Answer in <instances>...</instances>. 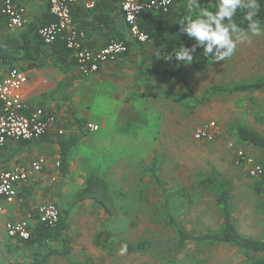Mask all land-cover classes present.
Returning a JSON list of instances; mask_svg holds the SVG:
<instances>
[{
  "label": "rangeland",
  "instance_id": "obj_1",
  "mask_svg": "<svg viewBox=\"0 0 264 264\" xmlns=\"http://www.w3.org/2000/svg\"><path fill=\"white\" fill-rule=\"evenodd\" d=\"M187 64L188 79L195 90L190 92L188 80L185 91L194 98L184 95L182 108L186 112L179 117L177 139L165 138L167 131L163 129L161 138H155L160 150L147 147L143 161L134 164L133 177L128 181L114 178V183L110 180L111 213L92 200L69 207L79 187L71 186V193L62 195L54 178L48 201L69 210L70 253L68 257H53L49 264H246L234 243L191 240L181 248L177 245L178 231L171 217L194 236L222 228L218 195L223 190L230 192L236 227L243 234L264 239V200L255 190L261 178L250 176L248 165L238 154L243 151L262 164L264 149L242 142L236 132L244 125L264 136V88L218 93L205 103L198 100L213 85L232 87L264 81V35L251 37L250 43L237 46L232 57L210 61L203 70ZM209 120L218 124L219 132L212 140L195 139L196 128ZM181 190L185 196H180ZM14 241L0 235L1 262L27 264L31 252L7 253L6 244ZM142 241L148 245L137 247ZM56 247L61 249L62 245Z\"/></svg>",
  "mask_w": 264,
  "mask_h": 264
},
{
  "label": "crops",
  "instance_id": "obj_2",
  "mask_svg": "<svg viewBox=\"0 0 264 264\" xmlns=\"http://www.w3.org/2000/svg\"><path fill=\"white\" fill-rule=\"evenodd\" d=\"M16 1L26 6L28 25L40 19L49 6L47 0ZM86 1L72 10L74 24L86 32V45L99 48L122 39L128 43V51L115 61L101 64L90 75L83 74L73 56L68 68L57 67L48 59L42 66L25 70L29 78L23 96L29 108L41 107L54 114L57 127L65 132L58 135L53 130L36 141L10 140L0 150V172L38 158L46 161L42 172L18 186L13 202L0 198L5 219L25 217L32 207L49 202L54 178L62 195L71 193V186L81 188L89 175H104L110 184L114 178L128 181L134 175V164L145 158L147 147L160 148L155 138H161L163 129L167 131L165 138L177 139V123L186 112L182 108L184 95L193 98L195 86L188 79V64L167 59L169 53L156 38L144 44L134 41L121 11L122 0H94L93 7H87ZM27 26L11 30L4 20L0 21V43ZM9 70V66L0 64L1 77ZM187 87L193 92L188 96ZM89 124L98 129L90 130ZM70 136L78 141L68 168L62 172L58 140ZM116 162L123 165L118 167ZM237 230L246 237L264 240Z\"/></svg>",
  "mask_w": 264,
  "mask_h": 264
},
{
  "label": "trees",
  "instance_id": "obj_3",
  "mask_svg": "<svg viewBox=\"0 0 264 264\" xmlns=\"http://www.w3.org/2000/svg\"><path fill=\"white\" fill-rule=\"evenodd\" d=\"M260 8L258 10V18L264 21V0H259ZM187 0H174L172 7L166 13L164 12H145L141 17V27L149 33L150 38H156L163 46V50L169 54L178 51L181 46L191 47L195 41L194 38H189L187 35L181 33L180 24L184 21L190 13L186 8ZM202 8L215 10L217 0H200ZM196 12L191 13L195 16ZM245 10L238 9L236 15L233 17L234 21L241 27L247 26V21L244 19ZM54 20V16L50 12V8L42 14L41 18L27 26V28L20 34L8 37L0 43V64L7 65L11 68H20L23 70L39 67L46 63L48 59L52 60V64L60 68H68L69 61L72 59V50L67 48L66 43L62 39H58L52 44H45L41 39L38 31L42 25ZM128 44V43H127ZM46 52L48 54L46 55ZM194 59L189 63L197 70H203L207 64L212 61L209 57L204 55L203 49L197 47L193 53ZM174 62H178L174 56ZM264 81H257L254 83H241L232 87H223L213 85L207 88L199 103L209 101L214 95L218 93H233L245 92L251 89H263ZM194 98V95H193ZM238 138L248 144L264 149V136H261L244 125H239L236 129ZM78 139L75 136L63 137L58 140L60 147V170L63 172L68 168L69 162L73 155V150L76 147ZM25 142V141H24ZM264 168V162L262 163ZM151 168V167H150ZM155 177L154 168L150 170ZM111 190V184L104 175L97 178L89 175L84 180V185L79 188L71 201L69 207H73L79 203L87 200H92L100 206H103L108 213H111V208L108 203V196ZM256 192L264 200V175L255 185ZM184 190H181L180 196ZM230 192L223 190L218 195V203L221 206L223 225L217 232L207 233L202 236H194L186 229L181 227L174 217L170 221L176 226L178 231V247L181 248L191 240H206L213 242H227L234 243L242 250L244 254L243 260L246 264H264V240H258L246 237L240 234L233 222L232 211L230 207ZM165 204V208H168ZM61 209V208H60ZM69 210H61V216L57 226L50 227L45 224L37 222L33 225L32 234L28 239H17L14 242L6 244L8 254H21L31 252V257L27 260V264H49L53 257H68L70 253L69 248ZM56 244H61L62 248L56 247ZM148 243L142 241L137 244L139 248H145ZM7 254V256H9ZM0 264H3L0 260ZM4 264H18L16 262L8 261Z\"/></svg>",
  "mask_w": 264,
  "mask_h": 264
},
{
  "label": "built area",
  "instance_id": "obj_4",
  "mask_svg": "<svg viewBox=\"0 0 264 264\" xmlns=\"http://www.w3.org/2000/svg\"><path fill=\"white\" fill-rule=\"evenodd\" d=\"M85 0H47L54 20L39 28V35L45 44H52L58 39L65 41L67 48L72 50L74 59L85 75L99 70L103 63L117 60L128 51V44L122 39H113L105 46L92 48L87 46L86 32L79 29L73 20V6ZM174 0H122L121 11L128 25L130 37L139 43H147L151 38L140 24L145 12H168ZM94 0H87V7H93ZM5 21L11 30L25 28L28 23L27 8L16 0H0V21ZM25 70L12 68L0 77V150L10 140L36 141L55 130L63 135L64 128L57 127V118L44 108H29L23 96V87L28 81ZM90 130L98 126L89 124ZM219 132L218 124L209 120L197 127L194 138L212 140ZM239 156L249 167L253 178H263V165L239 151ZM46 165L44 158H38L28 165L0 172V198L13 202L18 194V186L26 184L37 173L42 172ZM4 208L0 205V234L10 238L28 239L32 234L33 220L50 227L57 226L61 209L54 202L40 204L27 216L15 219H5Z\"/></svg>",
  "mask_w": 264,
  "mask_h": 264
},
{
  "label": "clouds",
  "instance_id": "obj_5",
  "mask_svg": "<svg viewBox=\"0 0 264 264\" xmlns=\"http://www.w3.org/2000/svg\"><path fill=\"white\" fill-rule=\"evenodd\" d=\"M186 8L190 15L180 24L181 33L194 38L189 48H181L167 55L177 61L191 63L197 47L212 62L225 61L232 57L241 43L251 42V37L264 35V21L258 18L259 0H217L215 10L202 8L200 0H187ZM238 9L245 10L246 27L237 24L233 17ZM195 11V16L191 13Z\"/></svg>",
  "mask_w": 264,
  "mask_h": 264
}]
</instances>
